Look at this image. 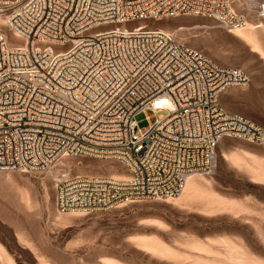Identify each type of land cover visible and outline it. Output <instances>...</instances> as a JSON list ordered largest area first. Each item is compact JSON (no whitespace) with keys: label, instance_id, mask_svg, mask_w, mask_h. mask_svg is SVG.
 I'll list each match as a JSON object with an SVG mask.
<instances>
[{"label":"built area","instance_id":"1","mask_svg":"<svg viewBox=\"0 0 264 264\" xmlns=\"http://www.w3.org/2000/svg\"><path fill=\"white\" fill-rule=\"evenodd\" d=\"M184 15L230 30L247 23L234 0H0L11 33L0 27V171L44 172L67 156L117 160L126 177H58L59 212H97L179 195L189 175L213 171L225 137L264 144L259 124L219 102L250 75L172 32L132 25Z\"/></svg>","mask_w":264,"mask_h":264},{"label":"rangeland","instance_id":"2","mask_svg":"<svg viewBox=\"0 0 264 264\" xmlns=\"http://www.w3.org/2000/svg\"><path fill=\"white\" fill-rule=\"evenodd\" d=\"M262 1L234 0L245 27H253L244 33L251 41L198 15L132 25L172 32L214 62L250 75L249 85L228 89L219 102L264 129ZM147 114L155 112L137 114L140 128L149 125ZM69 169L91 177L128 175L119 161L94 156H67L44 172L0 171V264H264V144L225 137L213 171L192 174L189 190L185 185L175 197L124 201L105 211H58V177Z\"/></svg>","mask_w":264,"mask_h":264},{"label":"bare ground","instance_id":"3","mask_svg":"<svg viewBox=\"0 0 264 264\" xmlns=\"http://www.w3.org/2000/svg\"><path fill=\"white\" fill-rule=\"evenodd\" d=\"M254 2H255V1H254ZM261 15L264 16V10L262 11V14H261ZM0 22H3V25H4V23H5L3 20H0ZM138 25H142V24H138ZM252 28H253L252 26H248V27H245V26H244V28H243V27H240V28H237V29H239V30H238V33H239V32L243 33L244 37L251 41V40H253L251 34H250V33L244 34V33H246L247 31L251 30ZM235 30H236V28H235ZM244 30H246V31H244ZM236 31H237V30H236ZM239 34H240V33H239ZM12 37L15 38L14 35H12ZM191 175H192V174H191ZM191 175H189V176L187 177V180H186V183H187V184H185V185H186V190H189V189H190L191 187H193L194 184H195V178L191 177ZM184 187H185V186H184ZM183 189H184V188H183Z\"/></svg>","mask_w":264,"mask_h":264},{"label":"crops","instance_id":"4","mask_svg":"<svg viewBox=\"0 0 264 264\" xmlns=\"http://www.w3.org/2000/svg\"><path fill=\"white\" fill-rule=\"evenodd\" d=\"M232 88H233V87H232ZM229 89H230V88H229ZM227 90H228V89H227ZM227 90H225L223 93H225ZM223 93H222V94H223ZM222 94H221V95H222ZM221 95H220V97H221ZM223 108H224V107H223ZM224 109H225V108H224ZM225 111H226V110H225ZM226 112H227V111H226ZM227 113H229V112H227ZM229 114L239 115V114H237V113H235V114H234V113H229ZM240 116H242V115H240Z\"/></svg>","mask_w":264,"mask_h":264}]
</instances>
